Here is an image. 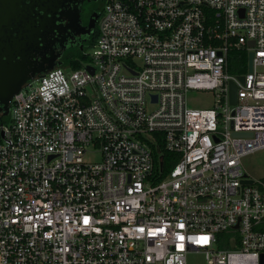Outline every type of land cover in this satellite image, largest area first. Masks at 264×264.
Masks as SVG:
<instances>
[{"label":"built area","instance_id":"obj_1","mask_svg":"<svg viewBox=\"0 0 264 264\" xmlns=\"http://www.w3.org/2000/svg\"><path fill=\"white\" fill-rule=\"evenodd\" d=\"M102 2L90 63L0 123V264H264V0Z\"/></svg>","mask_w":264,"mask_h":264},{"label":"water","instance_id":"obj_2","mask_svg":"<svg viewBox=\"0 0 264 264\" xmlns=\"http://www.w3.org/2000/svg\"><path fill=\"white\" fill-rule=\"evenodd\" d=\"M76 0H0V116H8L10 101L32 78L52 70L47 58L57 23ZM253 46V43H249ZM253 53L248 54V71ZM91 71L90 67H87ZM242 80V78H241ZM237 87L230 84V103ZM253 180H244L251 184ZM238 224L236 228H238ZM263 264V255H261Z\"/></svg>","mask_w":264,"mask_h":264},{"label":"flooded vegetation","instance_id":"obj_3","mask_svg":"<svg viewBox=\"0 0 264 264\" xmlns=\"http://www.w3.org/2000/svg\"><path fill=\"white\" fill-rule=\"evenodd\" d=\"M57 23V32L47 58L52 67L66 69L70 61L80 57L84 49L97 37V26L101 15V0H76Z\"/></svg>","mask_w":264,"mask_h":264},{"label":"rangeland","instance_id":"obj_4","mask_svg":"<svg viewBox=\"0 0 264 264\" xmlns=\"http://www.w3.org/2000/svg\"><path fill=\"white\" fill-rule=\"evenodd\" d=\"M102 9H103V2L101 0V11ZM95 44H96V40L92 42V44L88 45L84 49L82 55L76 58L75 61H78L79 64H81V66L89 64ZM135 62L137 61L135 60ZM262 72H264V69H262ZM186 99L189 109L198 110V109L211 107L213 102V95L210 92L190 91L187 94ZM0 117L2 118L1 122L4 125H8L10 123L9 115L0 116ZM93 159L95 160L98 159V156H94ZM241 163L245 173L251 179L264 182V150L243 157ZM187 264H206V263L201 254L189 253L187 255Z\"/></svg>","mask_w":264,"mask_h":264},{"label":"trees","instance_id":"obj_5","mask_svg":"<svg viewBox=\"0 0 264 264\" xmlns=\"http://www.w3.org/2000/svg\"><path fill=\"white\" fill-rule=\"evenodd\" d=\"M231 58L233 59V58H236L237 57V54H235V53H232L231 55ZM241 57L243 56L244 58H245V54H241L240 55ZM83 58V57H82ZM230 63H231V61H230ZM80 66H81V64H79V62L78 61H75V60H73V61H70L69 63H68V65H67V67H66V71H70V70H75V69H78V68H80ZM60 68H62L63 70H64V68L63 67H60ZM229 70H230V72H238V73H243V72H245L246 71V69H243V70H241V71H237L232 65H230V68H229ZM1 117H0V123H2L1 122Z\"/></svg>","mask_w":264,"mask_h":264}]
</instances>
